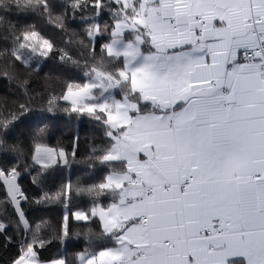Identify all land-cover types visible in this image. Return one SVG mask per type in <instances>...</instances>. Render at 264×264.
Returning a JSON list of instances; mask_svg holds the SVG:
<instances>
[{
    "label": "snow or ice",
    "instance_id": "snow-or-ice-1",
    "mask_svg": "<svg viewBox=\"0 0 264 264\" xmlns=\"http://www.w3.org/2000/svg\"><path fill=\"white\" fill-rule=\"evenodd\" d=\"M0 90V264H264V0H0Z\"/></svg>",
    "mask_w": 264,
    "mask_h": 264
},
{
    "label": "trees",
    "instance_id": "trees-1",
    "mask_svg": "<svg viewBox=\"0 0 264 264\" xmlns=\"http://www.w3.org/2000/svg\"><path fill=\"white\" fill-rule=\"evenodd\" d=\"M71 27H77L76 25H72ZM45 31L47 35L56 42V44L59 47L64 48L66 51H68L70 54L78 55L79 49L76 44H69L67 43L70 39H75L73 37H70L68 35H65L64 33L59 32V30L54 25H46ZM58 61H48L46 64H42V67L44 68V72L41 73V78L33 85L34 88H36L37 91H43L45 88L48 90L54 91L56 95H59L62 88V80L65 79L59 72L51 71L55 65H57ZM45 73H49L53 77L60 76L61 81H57L55 79L51 81H45L43 79V76ZM8 95V93L0 90V96ZM9 99H15V97H9ZM90 125H88L86 122L83 124H76L75 122L72 123H65L64 121H61L59 126L56 127L53 131L52 136V142L54 143L56 139H61L65 143L68 142L70 135L75 132L77 129H80V136L83 138L88 134V128ZM86 143V142H85ZM79 172H73L71 173L72 178L75 179L77 175H79ZM69 175L68 172H64L62 176ZM61 179V176L58 175L54 178V180L51 182L50 187L53 188L56 185L59 184ZM3 198V191L0 190V199ZM62 213V208L58 205H41V206H31L30 214L33 217L35 222H39L41 219L50 220L51 222L55 223L56 218ZM82 242L75 244L74 246H71L68 248L69 252L72 251H78L80 247H82ZM57 251L56 246H53L49 252H46V256L54 255Z\"/></svg>",
    "mask_w": 264,
    "mask_h": 264
}]
</instances>
